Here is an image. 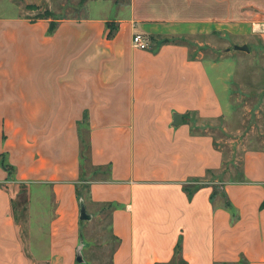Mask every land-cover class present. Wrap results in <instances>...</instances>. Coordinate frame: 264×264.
<instances>
[{"label": "crops", "instance_id": "0c3cea01", "mask_svg": "<svg viewBox=\"0 0 264 264\" xmlns=\"http://www.w3.org/2000/svg\"><path fill=\"white\" fill-rule=\"evenodd\" d=\"M111 21L107 39L103 17H0V264H79L81 185L109 212L110 264H170L177 244L184 264H264V152L225 164L221 63L179 41L264 49V0H130Z\"/></svg>", "mask_w": 264, "mask_h": 264}, {"label": "rangeland", "instance_id": "374dc122", "mask_svg": "<svg viewBox=\"0 0 264 264\" xmlns=\"http://www.w3.org/2000/svg\"><path fill=\"white\" fill-rule=\"evenodd\" d=\"M129 2L130 0H0V17L22 15L33 20L36 17L42 18L46 13L45 17L52 20L88 16L107 18V22L113 24L111 20L119 16L120 12L126 11ZM179 41L188 47L192 56L221 63L214 69L207 65V71L227 113L225 119L215 122L211 129L225 161L234 158L236 164H239L245 149L264 152V49L253 39L236 45L245 44L247 51L237 50L235 45L216 36L180 38ZM226 49L229 51L225 52ZM221 77H225L226 90L223 81L219 79ZM227 163L228 161L225 162ZM231 169L229 175L234 171ZM18 200L17 198L14 202L17 203ZM84 206L90 219L81 221L79 264H110L116 243L109 229V212L103 206ZM17 217L22 235L26 218L21 212L17 213Z\"/></svg>", "mask_w": 264, "mask_h": 264}, {"label": "trees", "instance_id": "16d2710c", "mask_svg": "<svg viewBox=\"0 0 264 264\" xmlns=\"http://www.w3.org/2000/svg\"><path fill=\"white\" fill-rule=\"evenodd\" d=\"M45 16H47V14L45 13L44 15H42V18L44 19H48L46 18ZM36 18H39V17H36ZM41 19V18H39ZM57 20H52L50 19V26H49V32H53L55 27H56V22ZM106 38H112V36L115 34L116 32V25L115 24H112L110 22H106ZM166 42V41H163V43ZM191 133H200V130L198 128H192V131ZM88 150H89V146H88V142H87V137L86 135H82L81 136V141H80V157H81V161H82V164H83V170L86 169V167L88 166ZM239 176V169L238 167L235 168L234 170V173H233V178H236ZM198 188V186H186L185 187V191H186V194L188 197H190L192 195V193ZM84 193H87V190H86V186L85 185H81V186H78L77 189H76V194H77V197L79 199V201H83L84 200V196L83 194ZM217 193V191L215 190L214 194L211 196V199H214V195ZM223 196V194H222ZM86 199H88V196L86 195L85 196ZM224 205H225V208L226 209H229L232 213V209L229 205V203L227 201L224 202ZM20 206V205H19ZM22 212H24L25 210V206H24V203L22 204ZM16 207L15 205H13V211H15ZM233 214V213H232ZM16 215V214H15ZM80 227H82V222L80 221ZM81 229V228H80ZM80 233H81V230H80ZM113 238V237H112ZM113 240L116 242L115 238H113ZM184 260L181 258V256L179 255V245L177 244V246L175 247V254L173 256V259L171 261L170 264H184ZM238 264H246L245 261H240Z\"/></svg>", "mask_w": 264, "mask_h": 264}, {"label": "built area", "instance_id": "2783aa9c", "mask_svg": "<svg viewBox=\"0 0 264 264\" xmlns=\"http://www.w3.org/2000/svg\"><path fill=\"white\" fill-rule=\"evenodd\" d=\"M131 44L133 47L141 50H145L149 47V41L147 40V38L143 34L138 32H135L132 35Z\"/></svg>", "mask_w": 264, "mask_h": 264}, {"label": "water", "instance_id": "95a60500", "mask_svg": "<svg viewBox=\"0 0 264 264\" xmlns=\"http://www.w3.org/2000/svg\"><path fill=\"white\" fill-rule=\"evenodd\" d=\"M234 48L237 49V50H240V51H247V46L245 44L241 45V46H236L235 45ZM224 51L227 52V51H229V49H226ZM177 119L179 121V118L174 117V121H176ZM79 207H80V209H79V219L81 221L89 220L90 216L86 213L85 206H84L82 201H80ZM77 260L80 261L79 253H78V256H77Z\"/></svg>", "mask_w": 264, "mask_h": 264}]
</instances>
